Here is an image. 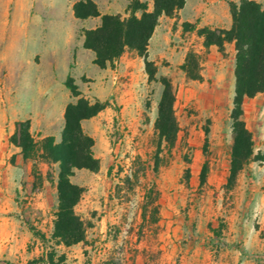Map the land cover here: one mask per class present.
Segmentation results:
<instances>
[{"label":"rangeland","instance_id":"1","mask_svg":"<svg viewBox=\"0 0 264 264\" xmlns=\"http://www.w3.org/2000/svg\"><path fill=\"white\" fill-rule=\"evenodd\" d=\"M95 1L119 10L115 14L122 17L129 14L127 0ZM141 1L152 8V0ZM187 1L180 14L160 16L146 51L155 77L164 76L172 84L179 124L174 146H161L162 165L155 178L160 195L156 202H147L146 210L144 186L154 177L150 169L135 189L120 193L125 196L115 194V184L132 172L136 155L153 163L161 83L149 80L144 58L133 51L124 53L135 59L131 64L113 62L105 68L95 64V71L85 69L91 77L76 72L72 76L85 97L108 103L81 122L94 140L91 149L99 160L98 170L75 169L70 178L83 188L74 210L91 224L84 241L65 246L51 238L58 164L38 157L24 159L9 142L17 119L30 120L35 140L52 135L59 141L65 107L73 100L70 91L63 82L69 91L67 103H61L60 92L54 90L53 102L8 104V82H0L4 98L0 99V264L5 260L25 264L46 245L63 253L65 264H264V215L257 209L264 196V91L242 102V118L252 133L254 154L260 157L250 160L229 182L234 44L226 43L223 53L216 45L205 51L203 39L184 31L182 20L193 15L195 3L207 7L218 0ZM204 15L203 9L191 23L207 26L199 25ZM190 50L201 53V79L188 78L180 68ZM10 67L0 64V77ZM204 161L208 173L201 183ZM110 165L114 168L109 174ZM33 230L43 233L48 243L43 244Z\"/></svg>","mask_w":264,"mask_h":264},{"label":"trees","instance_id":"2","mask_svg":"<svg viewBox=\"0 0 264 264\" xmlns=\"http://www.w3.org/2000/svg\"><path fill=\"white\" fill-rule=\"evenodd\" d=\"M127 1L129 14L125 17L120 14L101 15L97 27L84 31L83 46L94 52L93 63L99 68L111 65L123 52L133 51L144 58L149 80L161 83L162 90L154 121L157 150L152 158L153 163L150 165L140 155H136L132 160V172L119 178V182L115 184L117 195H120L125 188L127 191H132L140 184V179L146 177V172L150 169L154 177L144 186L143 209L146 210L147 202H156L160 195L155 178L162 165L159 156L161 146L162 144L168 148L174 146L179 131L173 107L175 97L172 84L164 76L155 77V68L146 58L147 45L160 16L175 15L184 6L185 0H152L151 9L145 1ZM227 3L231 16L229 28L197 27L195 23L185 21L182 23V29L194 31L198 37H201L205 51H208L211 45H216L223 53L226 43L234 44V92L229 114L232 145L228 176V181L232 182L250 160L260 157L254 154L252 133L242 118V102L244 98H251L264 91V0L261 2L228 0ZM73 9L75 16L80 18L99 15L92 0L77 1ZM137 11H140L139 15L136 14ZM200 59L201 53L198 51L187 52L180 68L188 78H202L199 69ZM64 85L70 91L73 100L65 107L60 140L56 142L52 135L35 140L30 132V120L25 119L15 122V129L9 137V142L20 149L24 159L38 157L46 162L58 164L57 208L51 238L56 239V244L69 246L84 241L86 230L91 225L74 210L82 196L83 188L73 183L70 178L75 169L97 171L99 167V160L94 157L91 149L94 140L83 131L81 122L96 115L108 103L97 98L91 100L85 97L70 75L64 80ZM113 168V165L109 166V174ZM207 173L208 163L204 161L199 175L201 183L205 182ZM120 196H125V193ZM155 209L157 210V205ZM33 234L43 244L48 243L43 233L33 230ZM2 264L13 263L5 260ZM25 264H65V255L59 254L53 246L46 245L39 256L28 259Z\"/></svg>","mask_w":264,"mask_h":264},{"label":"crops","instance_id":"3","mask_svg":"<svg viewBox=\"0 0 264 264\" xmlns=\"http://www.w3.org/2000/svg\"><path fill=\"white\" fill-rule=\"evenodd\" d=\"M77 1L80 0L0 1V64L11 66L0 77V82H8V104L40 103L41 99L45 103L53 102L54 90L60 92L61 103H67L64 100H68L69 91L63 85L65 78L69 74L76 77L75 72L91 77L85 69L95 71V55L83 46L84 31L97 27L101 15L120 11L101 7L92 0L99 15L80 18L75 16L73 9ZM185 1L184 7L188 3ZM192 9L193 15L182 21H195L204 9L205 15L199 25L211 28H229L231 25L229 8L223 0H218L217 5L210 2L207 7L195 3ZM152 36L150 39L154 38ZM125 52L114 62L125 66L133 63L135 59H127ZM101 74L105 75V72ZM0 99L4 102L3 97ZM257 209L264 215V196H260Z\"/></svg>","mask_w":264,"mask_h":264}]
</instances>
